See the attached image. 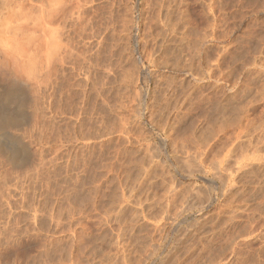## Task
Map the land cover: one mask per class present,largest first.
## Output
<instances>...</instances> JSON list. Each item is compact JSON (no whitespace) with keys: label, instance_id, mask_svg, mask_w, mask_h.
<instances>
[{"label":"rangeland","instance_id":"374dc122","mask_svg":"<svg viewBox=\"0 0 264 264\" xmlns=\"http://www.w3.org/2000/svg\"><path fill=\"white\" fill-rule=\"evenodd\" d=\"M86 1L74 91L0 141V264H264V0Z\"/></svg>","mask_w":264,"mask_h":264},{"label":"bare ground","instance_id":"6f19581e","mask_svg":"<svg viewBox=\"0 0 264 264\" xmlns=\"http://www.w3.org/2000/svg\"><path fill=\"white\" fill-rule=\"evenodd\" d=\"M87 5L86 0H0L1 142L18 141L19 137L12 134L10 128L46 126L48 121L41 120V114H56L73 90L72 77L66 67L74 55L72 34L78 30L79 37L85 39ZM80 85L83 94L80 100L84 103L85 88L83 83Z\"/></svg>","mask_w":264,"mask_h":264}]
</instances>
